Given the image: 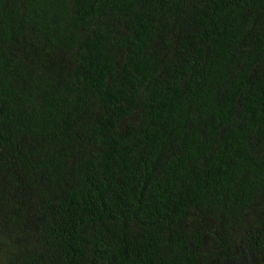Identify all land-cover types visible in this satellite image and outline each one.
I'll return each mask as SVG.
<instances>
[{
    "label": "trees",
    "instance_id": "16d2710c",
    "mask_svg": "<svg viewBox=\"0 0 264 264\" xmlns=\"http://www.w3.org/2000/svg\"><path fill=\"white\" fill-rule=\"evenodd\" d=\"M0 264H264V0H0Z\"/></svg>",
    "mask_w": 264,
    "mask_h": 264
}]
</instances>
